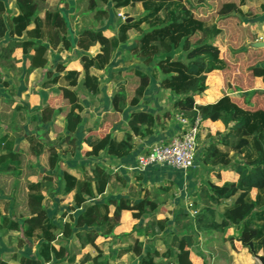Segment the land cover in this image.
Returning a JSON list of instances; mask_svg holds the SVG:
<instances>
[{
  "label": "trees",
  "instance_id": "1",
  "mask_svg": "<svg viewBox=\"0 0 264 264\" xmlns=\"http://www.w3.org/2000/svg\"><path fill=\"white\" fill-rule=\"evenodd\" d=\"M198 1L74 0L75 14L68 18L58 5L49 7L46 0H14L15 11L9 9L7 0H0V67L18 49L25 56L29 70L45 67L47 49H73L78 55L82 79L79 71L55 65L46 71L41 83L43 89L58 85L62 90L79 88L91 95L99 94L100 80L90 74V69L104 70L119 46L129 40V32L138 34L131 48L132 57L126 62L128 66H136L118 71L119 86L110 97L111 112L103 119L109 127H114L125 109H133L127 128L117 135L111 132L98 135L95 130L87 129L78 137L76 130L82 123L83 107L78 100L70 101L64 91L48 97L41 108L31 113L24 104L9 96H0V130L2 126L14 129L27 124L31 128L50 125L57 143L28 134L25 136L28 153H24L14 149L13 136L6 132L0 134V229L21 232L17 241L19 249L25 242L37 244L36 255L15 254L16 264H65L67 242L73 237L81 247L97 250L94 258L86 255L84 260L102 264L107 257L95 241L112 236L120 226L122 213L127 212L135 223L130 231L118 235L123 246L111 256L113 259L131 254L138 259V264H197L196 260L201 257L195 258L193 249L198 236L222 235L232 227L243 246L249 248L251 243L256 254L264 255V104L249 109L226 94L212 103H204L202 99L208 90V75L222 72L227 65L222 57L226 35L220 23L234 16L264 19V0H208L206 5ZM99 4H110L112 11L129 8L132 20L119 21L116 33L108 36L104 28L110 12ZM243 7L246 12L242 11ZM251 41L254 42L253 37ZM95 46L98 52L91 55L88 51ZM137 65H142L144 71ZM249 72L252 78L261 80L264 89V66H251ZM28 74H24L25 81ZM151 81L169 93L173 98V112L181 114L189 123L198 117L202 124L220 121L226 128L225 133L217 134L216 140L226 145L225 149L212 143L200 152L203 165L235 175L232 181L208 182L202 189L215 206L234 198L223 206L220 221L215 219L211 207L194 216L179 211L173 220L176 225L182 224L177 234L168 232L167 219H147L160 208L147 195L137 202L123 197L103 199L114 173L98 160L101 156L113 160L125 158L133 149V138L151 136L158 124L156 113L137 108ZM170 116L168 112L162 114L163 119ZM55 117L65 119L64 128L54 124ZM80 144L88 148L82 157L92 160L93 164L87 169L77 164L74 167L77 175L68 167L61 170L58 178L62 194L71 198V212L61 214L66 219L58 224L45 209V194L51 189L62 160L74 157ZM32 160L46 172L39 180H30L39 175ZM160 233L164 236L162 252L155 247ZM232 239L220 241L232 243ZM57 240L62 243L58 247ZM68 262L72 264L74 259ZM0 264L11 263L1 259Z\"/></svg>",
  "mask_w": 264,
  "mask_h": 264
},
{
  "label": "rangeland",
  "instance_id": "2",
  "mask_svg": "<svg viewBox=\"0 0 264 264\" xmlns=\"http://www.w3.org/2000/svg\"><path fill=\"white\" fill-rule=\"evenodd\" d=\"M49 1L51 0H48V2ZM207 1L208 0H199L198 2L206 5ZM53 3L54 2L51 1L52 6ZM194 3L197 4L195 1ZM99 6L100 8L107 9L110 12V18L106 22V26L104 28L105 34H107L108 36L114 35L116 33V24L119 21H125L127 18H131V16L129 15V8L117 9L112 11L110 4H99ZM59 9L64 11L62 7ZM242 11L246 12V7H243ZM64 14L69 18L68 13L65 12ZM263 20V17L242 18L234 16L232 19L227 20L224 23H220V27L223 28L226 35V40L222 46V57L225 59L227 65L222 72H214L208 75V90L205 92V95L202 98L203 101H214L219 96L226 94L235 99L238 104L242 106H248L249 109L255 107L259 108L264 104V95L258 90H255L258 86L257 82L249 74V68L251 66H264V49H254L251 46L254 42L264 40ZM72 32L73 34L75 33L74 30H72ZM252 37L254 38V42L251 41ZM137 38L138 34L136 32H129V40L126 44L119 46L114 58L111 60V62H109L104 70L95 72L93 71L94 69H90V71H93L94 75H96L100 80L101 91L97 95H91L85 92L83 89L79 88L62 90L60 87H58V85L49 89H43L41 87V83L46 78V71L52 69L55 65H63L65 67V70H79L80 79H82L83 71L75 50H64L62 48H59V51L47 49L45 53L47 63L45 67L40 70H29L25 56H19L17 52H15L14 58L9 60L8 62H1L2 66L0 67V95L4 97L9 96L15 102H20L22 104L24 102L32 104L30 108L28 104L24 103L25 105H27L26 107H28L29 113H31L33 112V110L41 108L46 102L48 96L55 97L62 91H64L65 96H67L70 101L78 100V102H80L83 107V111L81 113L82 123L76 130V135L78 137L82 136L87 129L95 130L98 135H102L106 132H111L112 134H114L113 132L114 129H117L115 128L117 124L114 127H109L104 123L103 119L107 113L111 112L110 97L119 86V84L116 82L118 80V71H127L130 67L136 66L135 64H130V66H128L126 62L129 61V59L132 57L131 48L136 44ZM89 51L91 55H94V48H90ZM137 67L144 71L142 65H137ZM26 72H29V74L27 80L25 81L24 74ZM150 84L151 85H149V88L147 89L148 93L147 96H145V100H141V106L144 105L145 107H149L153 113H156L158 115L159 119L162 118L160 117V115L162 116V114H164L165 112L176 114L173 111L169 112L167 110L171 108V103L173 101V98L169 95V93L160 90L157 83L154 81H151ZM26 98L28 99V101ZM119 121L121 122V116ZM54 124L62 129L64 128L66 121L64 118L55 117ZM2 132H6L13 136L15 138L14 149L20 150L24 153H28V145L25 142V136L28 134H35L37 137L57 144L55 140V133L51 130L50 125L31 128L27 124L23 127L14 129L2 126L0 134ZM65 147L66 146L63 145L62 149H65ZM83 151H86V148L83 146V144H80L79 149L75 153L74 157L69 159L65 158L62 160L59 169L55 172L56 176L53 179L51 189L48 193L45 194V209L47 210L49 215L53 217L54 222L58 224L63 223L66 219V217H63L61 214L67 215L71 212V198L70 196H65L62 194V185L60 184V179L58 178V176L61 173V170L67 167L69 168L70 172L75 175L76 172L74 167L77 164L85 166L86 169L91 167L93 161L84 159L82 157ZM32 163L39 169V175L38 177L30 178V180H39V178L45 175L46 172L40 167L37 162L32 160ZM98 163L107 167L109 161H107L105 157L101 156L100 160H98ZM153 187L150 188L155 190L156 188L154 189ZM6 201L7 200H5V202ZM189 203H191V199H189ZM2 205H4V203ZM8 209L9 206L7 204V211L9 212ZM149 219L154 220V215L150 214ZM174 226H177L175 222ZM130 227V221L123 223L120 229H117L118 232L116 233H118L119 235V231L121 230L127 232L128 230H131L132 227ZM14 233L16 235L15 238H13V236L8 238V240L11 241L13 245L14 243L17 244L15 242L16 237L17 239L21 237V232ZM113 237L115 239L118 236ZM59 244L62 243H60V240H57V242H55L56 247H58ZM36 245L37 244L34 242H25L23 248L19 249L17 245L16 247L18 248L19 252H26L28 254L36 255ZM84 255V250L80 247L79 242L74 237L71 238L67 242L66 252L64 254L65 264H71L68 262V259L70 258L74 259V262L72 264H80V262L84 259ZM133 260L134 259L131 258V260H129L127 264H133Z\"/></svg>",
  "mask_w": 264,
  "mask_h": 264
},
{
  "label": "crops",
  "instance_id": "3",
  "mask_svg": "<svg viewBox=\"0 0 264 264\" xmlns=\"http://www.w3.org/2000/svg\"><path fill=\"white\" fill-rule=\"evenodd\" d=\"M7 1L9 9L11 11H15L14 0ZM51 1L54 2L53 6L58 5L59 8L62 7L64 9V11H62L64 13H68L69 17L75 14L74 0H65L64 2L60 3L58 0ZM51 1L48 2V0H46V3H49L48 5L52 6ZM76 22L77 20H75L72 24V30H74V32V25ZM93 48V54L97 53L99 49L98 46H95ZM16 52L17 54H19V56L22 55L19 49ZM12 58H14V56ZM68 70L79 71L77 69ZM93 71L99 72L96 70ZM93 71H90L91 75H94ZM255 80L258 85L257 89L255 90H258L259 92H264L261 80ZM147 93L148 90L147 92H145L143 100H145V96H147ZM214 101H204V103H212ZM24 103L28 104L26 102ZM28 105L31 108L32 104ZM140 106L141 104L137 108L142 111L153 113L149 107H145L144 105L141 107ZM132 110L133 109L131 108H127L120 115L121 122H119V124L115 126V128L117 129H114L113 135H117L120 131L127 128L129 115L131 114ZM167 110L169 112L173 111L172 107ZM173 115L175 114L172 113L170 118L167 119L158 118V124L156 125L151 136L146 138L134 137L133 149L131 153L125 158L121 160H113L110 158L107 159L109 163L108 166L105 168L112 170L114 175L112 176L107 190L104 193L103 199L116 200L119 197H123L124 199H130L137 202L145 195H147L153 200H155L160 206L159 210L155 214H153L154 218L156 220L167 219L168 225L170 227L168 232L178 234L181 232L182 224L174 226V215L175 213L181 211L182 213H186L189 216H192L188 208L189 205H191V210L195 212H200L205 207H211V209L214 210L215 219L217 221H220L223 206L230 204L234 200V198L226 200L219 206H215L202 192V189L208 182L212 184H220L223 181H232L235 178V175L231 171L220 169L218 167L213 168L202 164L200 152L205 147L212 143H215L219 149H225L227 147L226 145L222 144V142H216L217 134L222 135L226 131L225 126L220 121L208 122L205 124L201 123L197 140L195 168L193 170H189L185 173H182L156 165L147 167L143 171L136 170L135 160L139 153L145 151L153 144L163 141H169L172 137L177 135L182 130V127L175 122ZM160 117L162 116L160 115ZM83 146L86 148V150H88V148L84 144ZM230 156H232V152L230 153ZM150 187L156 189L153 190ZM165 188L167 189V191L164 190ZM189 199H191V203H189ZM147 219H149V215ZM128 221H130L131 227L135 223L132 221L131 214L129 212L122 213L120 218V226L114 230L113 236H118V233H116L118 232L117 229H120L121 225ZM121 231H119V235L126 232L122 231L121 233ZM236 231L237 230L232 227L228 228L222 235L218 233H210L208 236H198L197 243L195 244V247L193 249V256L195 258H198L197 256L201 257L196 260L197 264H203L204 262L206 264H258L253 255L251 254L249 248H246L242 245L241 241L238 238V232L236 233ZM12 236L13 238H15L16 235L14 232L3 231L0 229V260L2 259L8 261L11 264H16L13 260V256L22 252L18 251V248L16 247L17 244L14 243V246L12 242L8 240V238ZM113 236L99 237L95 241L96 246L103 253V256L107 257L104 259L105 261L102 264H127V262L131 260V258L134 259L132 262L133 264H138V259L132 256L131 254H127L120 259L111 258V256L115 255L118 249L123 246V244L118 241L117 237L114 239ZM158 237V240L155 241V247L159 252H162L164 250V236H162L160 233ZM230 237L233 238L232 243L228 240L221 243L220 239H229ZM17 241L18 239L16 237L15 242L17 243ZM81 248L84 250L85 253L84 259L86 255H89L91 258H94L97 255V250L91 246H85ZM258 254H261V252ZM84 259L81 261L82 263L80 262V264H94L93 261H88ZM51 264L53 263L51 262Z\"/></svg>",
  "mask_w": 264,
  "mask_h": 264
},
{
  "label": "built area",
  "instance_id": "4",
  "mask_svg": "<svg viewBox=\"0 0 264 264\" xmlns=\"http://www.w3.org/2000/svg\"><path fill=\"white\" fill-rule=\"evenodd\" d=\"M174 120L182 130L169 141L153 144L145 151L138 154L135 160V169L143 171L150 166H162L174 171L185 173L195 168V156L200 118H195L189 123L181 114H175ZM192 216L196 214L188 206Z\"/></svg>",
  "mask_w": 264,
  "mask_h": 264
},
{
  "label": "water",
  "instance_id": "5",
  "mask_svg": "<svg viewBox=\"0 0 264 264\" xmlns=\"http://www.w3.org/2000/svg\"><path fill=\"white\" fill-rule=\"evenodd\" d=\"M132 20L131 18H127L125 21L128 22ZM254 49H264V40L263 41H257L252 43L251 45ZM248 247L249 250L251 252V254L253 255V257L255 258V260L257 261L258 264H264V255L261 254H256L253 249H252V244L248 243Z\"/></svg>",
  "mask_w": 264,
  "mask_h": 264
}]
</instances>
